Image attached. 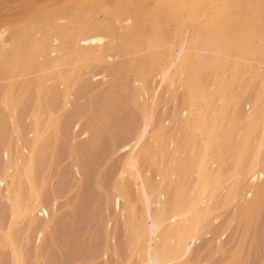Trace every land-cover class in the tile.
I'll return each mask as SVG.
<instances>
[{
	"label": "rangeland",
	"instance_id": "obj_1",
	"mask_svg": "<svg viewBox=\"0 0 264 264\" xmlns=\"http://www.w3.org/2000/svg\"><path fill=\"white\" fill-rule=\"evenodd\" d=\"M67 2L70 7L75 3L74 9ZM80 2L85 8H78ZM153 3L155 6L153 0H0V52L16 42L12 35L23 26L22 31L29 36L30 30L42 22L43 28L42 20L52 15H63L66 23L54 24L46 31L48 36L42 31L43 37L39 34V40L31 41L32 60L12 87L13 119L3 103L9 76L0 69V264H137L138 252L132 254V245L137 229L143 227L142 206L133 180L120 175L130 156L136 159L133 171L148 177L152 185L158 184L153 188L162 191L160 203L164 208L170 209L180 198L186 178L183 171L174 178L169 172L183 155L174 157L164 146L173 130L184 124L180 87L174 82L159 84L155 72L146 82L154 86V100L144 117L142 108L148 101L151 104L150 99L133 80H137L133 70L138 71L145 62L141 58L149 54L147 45L157 30L152 25L156 22L155 27L160 28L163 24L168 34L174 30L164 10L159 9L161 16H156ZM129 5H137V10L129 13ZM114 6L119 11L112 14ZM56 8L65 11L57 12ZM89 8L92 14L85 13ZM152 9L156 18L149 12ZM140 24L145 28L138 33ZM96 35L107 40L94 49L93 55H100L87 60L82 70L76 68V50L84 49V41ZM106 42L111 43L109 49ZM144 64L145 69L151 66L148 61ZM263 77L264 60L253 80H244L236 109L224 111L231 129L218 147L219 159L206 164L205 169L218 179L215 206L177 264H264V144L260 173L249 174L244 182L235 174L243 154L246 116L256 98L264 96ZM200 78L209 94L214 75L204 70ZM215 106H220L218 99ZM261 135L260 128L257 138ZM159 145L163 146V157ZM184 158L187 171L188 157ZM160 163L167 174L162 185L156 177ZM121 177L126 197L116 188ZM31 187L33 199L29 197ZM12 205L18 210L13 223ZM157 207L152 205V209ZM10 224L12 245L8 246L1 239ZM173 229L168 220L161 234L165 243H169Z\"/></svg>",
	"mask_w": 264,
	"mask_h": 264
},
{
	"label": "bare ground",
	"instance_id": "obj_2",
	"mask_svg": "<svg viewBox=\"0 0 264 264\" xmlns=\"http://www.w3.org/2000/svg\"><path fill=\"white\" fill-rule=\"evenodd\" d=\"M87 1L90 2L91 0ZM153 1L155 6H153L154 3L152 6L156 7L154 10L156 9L155 11L158 12L154 11L156 16H161L159 12L164 10L174 23V30L168 34L169 31L165 32V26L162 27L163 24L158 26L160 28L155 27L156 22L152 25V29L155 28L158 32L155 30L153 39L148 42L149 54L141 58L142 61L143 59H145V62L148 61L151 66L145 69V62L143 61V64L140 63L138 71L133 70L134 74H137V78L134 75L137 80H133L138 82L135 83V86L138 85L136 87L140 89L138 90H142L144 92L142 94L145 95L146 93L150 99L151 104L148 101L150 106L146 105V108L143 106L146 101L141 104L144 117L151 109L154 100V89H152L154 86L151 88L146 85L149 77L153 78V74L156 72L155 74L159 77V84L174 82L179 85L183 96L181 114L183 115L184 124L183 127L173 130L170 139L164 146L167 147L168 151H171L174 157L180 154L183 155L182 161L170 168L169 176L174 178L178 172L183 171V176L186 179L179 190L180 198L175 201L170 209H166L160 203L163 197L162 191L157 187V189L153 188V185L157 183L152 185V180L149 181L148 177L146 178L139 172L133 171L136 167V159L133 156L126 159L120 170V175H126V177L131 178V181L133 180L131 184L133 183L136 198L142 206L140 224L143 225V230L137 229L132 245V254L138 252L137 264H177L179 259L188 253L192 241L205 226L210 212L215 206L218 179L215 173L206 172L205 169L206 164L213 163L214 160L219 159L218 147L223 140L225 132L231 129L230 121L224 115V111L237 107V95L243 87L244 80L252 81L259 64L264 60V0H173L170 3H167L166 0ZM94 2L93 4L96 5ZM81 3L78 4L80 7H82ZM115 3L117 4V2ZM122 3H127V1ZM74 5L75 3L72 6ZM78 5L76 6L78 7ZM107 5L109 4L107 3ZM130 5L129 9H124L132 10L129 13L137 10V5H133L135 8ZM72 6L70 7L69 5L68 7L72 8ZM80 7L78 8H85ZM96 7L99 6L96 5ZM106 8L108 7L106 6ZM143 8H145L144 5ZM50 10L48 9L47 12ZM104 10L106 12L105 8ZM113 10L112 14L117 12V10L119 11L118 8L116 11ZM58 11L63 12L65 10L57 9ZM152 11L153 9L149 11L153 14L151 16H154L152 18H156L155 13H152ZM89 12L93 13L92 8H89L85 13L89 14ZM43 13L45 12L43 11ZM54 13L56 14V12L52 14ZM47 15L48 18L50 15ZM62 16L61 14L52 15V17L50 16L51 18L42 20L44 21L43 28H48V30H42V22L36 26L37 28L34 31L30 30L33 33L29 31L31 33L29 36L26 35L25 31H22L21 28L25 26L21 25L23 26L19 28L21 31L16 30L19 33L15 34L14 32L12 35L16 42L5 52H0V69L7 72L10 83L8 84V91L4 93L6 99L3 103L6 104L7 111L12 119L15 114L11 107L12 87L17 75L32 60L33 54L30 43L33 40H39L40 35L42 36L44 33L48 36L49 33L47 34V32L50 31L54 24L57 23L60 26L66 24L61 19ZM170 19L169 21H171ZM32 22L31 24L33 25ZM27 24L26 27H28ZM143 26L144 24L138 25V33L145 28ZM89 27L90 25H87V28ZM42 31L45 32L43 33ZM41 32L42 34H40ZM42 37L40 40L46 42L47 39L42 40ZM105 40L103 36L98 35L88 37L83 43L85 48L75 52V67L82 70L87 60L92 56H99V53L95 56L93 55L94 49L102 47ZM106 44L109 49L111 43L106 42ZM176 48L179 51L176 52ZM204 70H209L214 75L213 90L209 94H207V88L200 78ZM133 71L130 72L132 73ZM155 78L157 77L155 76ZM60 79L63 81L62 76H60ZM65 85V81H63V86ZM139 91L137 92L139 93ZM261 92L264 94V77L261 83ZM138 96L141 97L140 93ZM215 99H218L220 104L218 108L215 106ZM212 113L214 114L212 115ZM245 122L243 154L237 160L241 163L235 168L236 178L241 182H244L249 174L260 173L262 168L260 154H263L264 135L257 138V134L260 128L264 134V96L263 98L261 96L256 98L254 107L246 116ZM162 147L159 145L158 148L161 157L164 155ZM184 156L188 157L187 171H185L187 165L184 162ZM9 169L12 171V167H9ZM156 171V177L160 178L159 181H161L162 185L167 176L162 170V163L157 166ZM129 178L125 179L128 180ZM121 179L123 180V177ZM120 180L118 179V181ZM122 180L117 183L118 185H115L117 191L126 197L128 195L127 189L123 187ZM259 184L260 182L256 183L257 187ZM29 197L30 199L35 197V191L32 187L30 188ZM153 204H157L158 207L152 209ZM17 214L16 206L12 205L10 210L12 223L17 218ZM168 220H171L174 229L169 243H165L161 238V234ZM11 224L8 228L6 227L8 232L1 239V242L8 246L12 245L10 228H12L13 224ZM143 237L146 238L145 241ZM13 264L18 263L13 262Z\"/></svg>",
	"mask_w": 264,
	"mask_h": 264
}]
</instances>
